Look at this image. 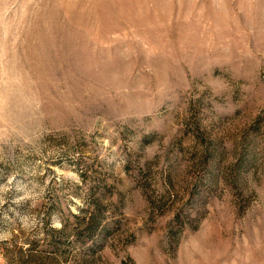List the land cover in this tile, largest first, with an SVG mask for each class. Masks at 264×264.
<instances>
[{"label":"rangeland","instance_id":"rangeland-1","mask_svg":"<svg viewBox=\"0 0 264 264\" xmlns=\"http://www.w3.org/2000/svg\"><path fill=\"white\" fill-rule=\"evenodd\" d=\"M0 264H264V0H0Z\"/></svg>","mask_w":264,"mask_h":264}]
</instances>
